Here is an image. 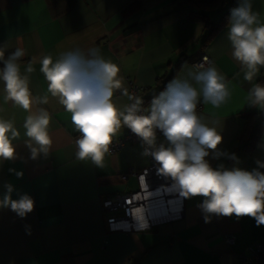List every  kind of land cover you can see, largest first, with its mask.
<instances>
[{"label":"crops","instance_id":"0c3cea01","mask_svg":"<svg viewBox=\"0 0 264 264\" xmlns=\"http://www.w3.org/2000/svg\"><path fill=\"white\" fill-rule=\"evenodd\" d=\"M196 1L203 0H0V44L6 43L9 51L26 50L21 68L33 63L36 69L30 76L34 95L47 94L39 70L41 55L55 59L73 48H97L119 67L125 88L129 80L142 87L139 96L145 107L169 80L186 76L193 61L209 56L230 82L231 97L220 108L200 103L201 115L222 122L219 148L237 159L211 155L206 159L214 168L223 164L251 171L257 161L264 162V115L247 106L250 84L231 57L228 20L222 22L238 3L197 6ZM253 7L264 15V0H253ZM262 77L264 69L254 83ZM114 99L128 101L119 91ZM0 107L4 109L0 115L14 118L21 132L14 142L16 158L0 163V196L7 182L15 188L13 199L26 193L34 200L33 211L24 218L0 208V264H236V254L255 240H264V225L257 226L249 216L213 215L205 223L199 207L202 197L185 198L181 219L138 232L108 231L100 199L138 188L134 177L123 181L121 175L130 167L148 164L142 145L130 143L109 152L103 168L78 161L74 156L78 132L70 114L50 100L44 107L52 115L55 143L47 158L33 160L22 136L27 113L3 104L2 84ZM250 109L256 114H248ZM257 124L256 139L250 141L247 137ZM126 130L122 128L113 140ZM164 142L163 136L157 140ZM17 172L23 176L18 178ZM229 233L236 237L232 246L224 240Z\"/></svg>","mask_w":264,"mask_h":264},{"label":"clouds","instance_id":"9594fccd","mask_svg":"<svg viewBox=\"0 0 264 264\" xmlns=\"http://www.w3.org/2000/svg\"><path fill=\"white\" fill-rule=\"evenodd\" d=\"M226 38L232 59L250 84L247 106L264 110V83H254L264 69V15L254 9L253 0H239L230 10ZM25 55L23 47L9 51L6 43L0 44L2 102L27 113L22 136L31 159L47 158L53 149L52 115L44 106L55 100L70 114L79 133L75 139L76 160L103 168L113 137L126 127L140 138L142 155L157 163V171L171 178L181 196L203 198L199 207L205 223L211 222L213 215H234L249 216L257 226L264 225V172L260 171L264 162L257 161L258 167L249 171L223 164L214 168L206 159L210 155L214 159H237L219 148L222 122L208 120L197 111L200 103L220 108L231 97L230 82L213 64H194L186 76L173 77L145 107L142 97L124 87L119 67L97 48H73L55 59L41 55L39 70L47 82L44 95H34L31 90L30 76L36 69L28 63L22 70ZM118 91L127 97V103L114 99ZM3 111L0 107V113ZM157 130L166 142L157 143ZM20 137L15 119L0 115V163L16 158L14 142ZM16 175L21 178L23 173ZM3 187L0 208H8L20 218L33 211L30 195L19 194L13 199L14 186L6 182ZM139 222L142 229L147 227L144 218Z\"/></svg>","mask_w":264,"mask_h":264},{"label":"built area","instance_id":"2783aa9c","mask_svg":"<svg viewBox=\"0 0 264 264\" xmlns=\"http://www.w3.org/2000/svg\"><path fill=\"white\" fill-rule=\"evenodd\" d=\"M203 63L212 64L209 56H201L193 61L192 65ZM128 92L139 96L142 87L133 80L128 81ZM128 102V101H127ZM198 113L202 112V104L198 105ZM79 133L76 135L78 137ZM163 134L157 130V140ZM139 143L141 140L131 130L110 145V153H116L127 144ZM148 164L140 169L130 167L121 175L123 181L134 177L137 181L136 190L114 193L103 196L100 199V208L105 216L106 228L110 232H138L152 227L183 218L185 210V198L180 195L178 189L173 187L171 178L160 174L157 163L149 156ZM144 218L147 227L141 228L139 220ZM225 242L232 246L236 237L229 233L224 237ZM236 264H264V240H255L249 244L245 251L235 255Z\"/></svg>","mask_w":264,"mask_h":264},{"label":"trees","instance_id":"16d2710c","mask_svg":"<svg viewBox=\"0 0 264 264\" xmlns=\"http://www.w3.org/2000/svg\"><path fill=\"white\" fill-rule=\"evenodd\" d=\"M238 1L239 0H203V1H196V2H194L197 6H204V5H207V4H212V3H215V2H220L221 4H223V6H224V4H227L228 3V5L231 7L232 6V4H234V6L238 3ZM229 15H230V11L228 10L227 12H226V15L224 16V18L222 19V22H225V21H227L228 20V17H229ZM22 61H23V58H22ZM259 82L260 83H264V77H262L260 80H259ZM247 113L248 114H251V115H253V114H256V112L255 111H253V110H249V111H247ZM261 114H263L264 115V110H261V112H260ZM244 125L245 126H247L248 125V117L247 118H245L244 119ZM257 129H258V124L255 126V128H254V130L248 135V137L247 138H249L250 139V141H254L255 139H256V134H257ZM245 136V135H244Z\"/></svg>","mask_w":264,"mask_h":264}]
</instances>
